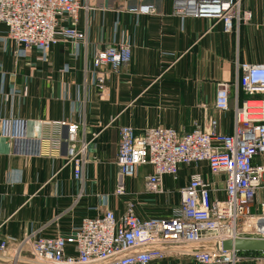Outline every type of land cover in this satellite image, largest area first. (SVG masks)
<instances>
[{
	"label": "crops",
	"instance_id": "0c3cea01",
	"mask_svg": "<svg viewBox=\"0 0 264 264\" xmlns=\"http://www.w3.org/2000/svg\"><path fill=\"white\" fill-rule=\"evenodd\" d=\"M88 5L77 23L87 40L78 47L62 42L49 52L25 50L6 39L7 28L0 24V118L26 119L31 137L40 135L42 121L66 120L90 140L79 197L81 182L72 164L64 166V153L17 154L0 134V240L31 230L67 234L107 208L121 216L130 195L115 194L120 126L131 124L141 136L156 125L190 131L196 122L204 125L215 117L217 129L230 133L233 110L214 108L218 84L231 83L234 98L238 63L264 64V0H244L252 19L231 31L221 21L177 12L174 0H88ZM148 5L155 11H139ZM120 42L132 45V58L112 76L103 100L93 83V58ZM152 170L140 165L128 185L143 216L177 204L178 186L189 173L214 180L205 164L184 168L178 179L166 176V192L155 195L145 183ZM262 199L258 191L253 212H261ZM241 254L238 264H264V253ZM152 264L198 263L170 254Z\"/></svg>",
	"mask_w": 264,
	"mask_h": 264
},
{
	"label": "built area",
	"instance_id": "2783aa9c",
	"mask_svg": "<svg viewBox=\"0 0 264 264\" xmlns=\"http://www.w3.org/2000/svg\"><path fill=\"white\" fill-rule=\"evenodd\" d=\"M243 2L174 0L177 12L221 21L226 31L252 19ZM88 8V0H0V24L7 28L6 39L25 50L49 52L62 42L78 47L87 40L77 23ZM139 11L155 9L148 5ZM131 58L128 42L95 53L92 78L101 99H107L112 76ZM240 93L247 97L241 99ZM214 108L233 110L232 132L219 131L215 117L204 125L196 122L190 131L156 125L141 136L131 124L120 126L115 194L130 195L123 214L107 208L101 215L84 218L67 234L48 236L31 230L20 237H4L0 264H152L170 254L191 256L198 264L240 263L241 252L225 250L221 243L264 237V64L238 63L235 97L231 83H219ZM0 134L17 154L64 153V166L72 164L74 178L81 182V196L90 140L79 135L77 123L45 120L40 135L31 137L26 119L7 117L0 118ZM144 164L152 166L145 183L147 193L155 195L166 192V176L178 179L184 168L205 164L214 180L199 171L189 173L188 181L178 186L177 204L165 213L143 216L128 185ZM258 191L263 199L261 212L255 213L251 209Z\"/></svg>",
	"mask_w": 264,
	"mask_h": 264
},
{
	"label": "water",
	"instance_id": "95a60500",
	"mask_svg": "<svg viewBox=\"0 0 264 264\" xmlns=\"http://www.w3.org/2000/svg\"><path fill=\"white\" fill-rule=\"evenodd\" d=\"M221 246L225 250L239 252H264V237H236L223 240Z\"/></svg>",
	"mask_w": 264,
	"mask_h": 264
},
{
	"label": "trees",
	"instance_id": "16d2710c",
	"mask_svg": "<svg viewBox=\"0 0 264 264\" xmlns=\"http://www.w3.org/2000/svg\"><path fill=\"white\" fill-rule=\"evenodd\" d=\"M246 97H247V95L245 93H240V98L241 99H244ZM241 253H243V252H241ZM244 253H262V252H244Z\"/></svg>",
	"mask_w": 264,
	"mask_h": 264
}]
</instances>
